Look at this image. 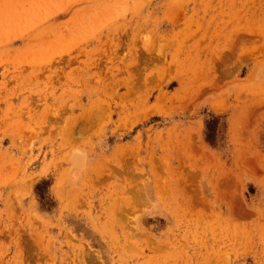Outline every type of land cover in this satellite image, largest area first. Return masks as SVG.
I'll list each match as a JSON object with an SVG mask.
<instances>
[{
    "label": "rangeland",
    "instance_id": "rangeland-1",
    "mask_svg": "<svg viewBox=\"0 0 264 264\" xmlns=\"http://www.w3.org/2000/svg\"><path fill=\"white\" fill-rule=\"evenodd\" d=\"M0 264H264V0H0Z\"/></svg>",
    "mask_w": 264,
    "mask_h": 264
},
{
    "label": "clouds",
    "instance_id": "clouds-1",
    "mask_svg": "<svg viewBox=\"0 0 264 264\" xmlns=\"http://www.w3.org/2000/svg\"><path fill=\"white\" fill-rule=\"evenodd\" d=\"M73 159L78 163V165L86 166L88 160V152L86 148H76L73 151Z\"/></svg>",
    "mask_w": 264,
    "mask_h": 264
}]
</instances>
